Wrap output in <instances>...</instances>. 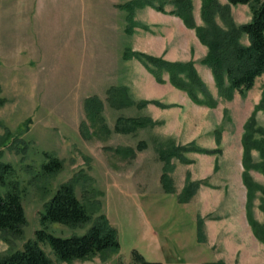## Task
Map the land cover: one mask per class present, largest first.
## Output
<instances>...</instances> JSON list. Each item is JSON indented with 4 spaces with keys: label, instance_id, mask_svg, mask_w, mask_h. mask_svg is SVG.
Returning <instances> with one entry per match:
<instances>
[{
    "label": "rangeland",
    "instance_id": "1",
    "mask_svg": "<svg viewBox=\"0 0 264 264\" xmlns=\"http://www.w3.org/2000/svg\"><path fill=\"white\" fill-rule=\"evenodd\" d=\"M135 1L140 0H0V96L5 99L0 106V195L16 186L28 219L22 236L0 239V255L35 238L43 228L45 202L71 181L93 219L105 213L118 229L121 250L106 261L94 256L66 262L42 244L55 264H136L134 250L166 264H264V242L249 223L242 178L244 127L263 96L264 76L246 95L220 96L202 61L207 46L195 30L144 0L131 11ZM193 4L201 24V0ZM231 14L243 24L250 21L251 8L231 5ZM242 41L247 44V37ZM134 52L193 61L216 104L193 102L169 82L168 73L164 83L157 82L129 55ZM91 100L101 102L100 110L94 112ZM135 118L152 121L132 129L117 126ZM255 118L256 126L264 128V110ZM177 146L190 150H179L182 156H173L172 167L165 169L161 152ZM49 156L63 161L56 174L44 171ZM252 159L262 160L256 149ZM5 164L14 172H4ZM249 174L264 189V174L256 168ZM188 180L199 185L181 202L189 194L183 195ZM260 188L254 190L251 210L264 225ZM90 225L51 223L47 228L70 236Z\"/></svg>",
    "mask_w": 264,
    "mask_h": 264
},
{
    "label": "trees",
    "instance_id": "2",
    "mask_svg": "<svg viewBox=\"0 0 264 264\" xmlns=\"http://www.w3.org/2000/svg\"><path fill=\"white\" fill-rule=\"evenodd\" d=\"M140 1L132 3L134 5H128L129 8L131 7V11L136 4L142 3ZM227 1L226 4H223L220 0H201V24H197L194 18L193 0H161L158 5L155 0H144L143 2L149 3L158 11L179 16L187 27L195 30L199 40L207 46L208 51L202 61L211 69L218 94L231 99L235 92L246 95L254 87L257 78L264 76V0ZM167 3L173 4L174 8L167 11L165 8ZM237 4L250 6V21L243 24H237L234 21L231 5ZM129 18L132 20V15ZM218 18L223 22V25L219 23ZM243 36L247 37V44L242 41ZM129 55L135 56L141 61L154 75L157 82L164 83V73H168L169 82L186 91L193 102L209 106L216 104L214 95L200 76L193 61H168L144 52H134ZM4 101L5 99L0 96V106ZM89 104L94 108V112L101 108V102L98 100L96 102L91 100ZM259 110H264V91L261 101L255 106L253 114L245 123V132L242 137L244 149L242 178L248 189L247 217L255 235L264 242V225L258 224L253 219L251 210L254 190L260 188V185H257L249 174V170L252 168H256L264 174V128L256 126L255 120V115ZM119 120L123 121L122 118ZM128 120L129 123L125 122L122 127L119 121L117 126L121 130L132 129L152 121L150 118ZM126 126L129 127L126 128ZM257 133L261 137L258 138ZM253 149H256L262 158L260 162H253ZM126 150L132 152L131 149ZM179 150L190 149L177 146L161 152V157L165 160V169L172 167L170 159L173 156H182ZM194 150L213 153L219 152L220 149ZM3 168L4 172H14L13 168L6 164L3 165ZM43 168L48 175L56 174L62 170L63 161L56 156H49V161L43 165ZM165 174L163 175L164 179L166 178ZM189 180L183 195L186 192L189 194L186 197H181V202H187L194 194L193 189L199 185V183ZM260 189L264 191L262 187ZM40 221L43 228L36 230L35 238L28 240L20 249L0 255V264H55L42 244H48L57 258L66 262L91 259L94 256H99L106 261L121 250L118 229L110 222L105 213H101L93 219L89 207L79 198L75 185L71 181L62 183L45 202ZM27 223V214L21 195L16 186L12 185L5 195H0V239L6 235L22 236ZM51 223H60L71 227H81L87 223H91V225L81 234L57 236L47 228ZM133 262L136 264H166L149 261L137 250L133 251Z\"/></svg>",
    "mask_w": 264,
    "mask_h": 264
}]
</instances>
